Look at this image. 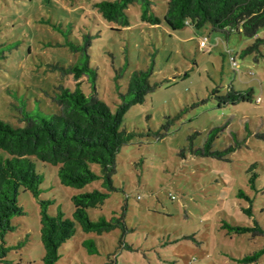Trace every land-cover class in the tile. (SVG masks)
Segmentation results:
<instances>
[{"label":"rangeland","instance_id":"1","mask_svg":"<svg viewBox=\"0 0 264 264\" xmlns=\"http://www.w3.org/2000/svg\"><path fill=\"white\" fill-rule=\"evenodd\" d=\"M96 1L0 0V117L13 125H23L17 110L22 103L46 113L55 109L46 92L75 83L57 66L76 62L79 54L67 42L80 43L84 33L92 35L89 62L98 73L97 92L112 108L131 73L152 63L149 80L156 88L122 121L135 136L116 156L115 190L88 209L92 219L124 209L128 229L121 236L118 229L98 235L77 228L57 264H264V253L254 262L240 261L264 249V235L221 227L223 221L251 226L256 220L264 229V45L255 57L242 54L254 37L225 36L209 24L172 30L163 21L167 0H152L160 24L142 21L136 3L127 9L129 26L117 27L92 8ZM256 36L264 37V27ZM230 88L251 89L252 96L220 103L218 96ZM82 89L89 91L87 84ZM212 130L210 151L223 152L221 158L197 153ZM35 167L45 177L39 197L52 201V214L60 205L70 217L73 194L100 188V181L64 186L56 166L36 159ZM19 201L26 214L14 219L18 227L6 239L28 240L6 257L11 264H42L38 202L28 191ZM248 206L251 217L242 211ZM88 238L97 253L82 245Z\"/></svg>","mask_w":264,"mask_h":264},{"label":"trees","instance_id":"2","mask_svg":"<svg viewBox=\"0 0 264 264\" xmlns=\"http://www.w3.org/2000/svg\"><path fill=\"white\" fill-rule=\"evenodd\" d=\"M140 5L142 21L151 25L160 24L162 19L155 14L152 0H101L92 3L101 17L117 27L129 26L127 9L130 5ZM163 21L172 29H182L186 25L195 28L209 24L214 32L229 36L240 33L254 37V41L242 50V54H260L264 37H257L264 27V0H167ZM78 44L68 41L67 45L77 52L76 62L57 66L60 76L70 75L74 84L58 83L46 94L55 109L46 113L40 109H27L25 103L17 106L18 121L23 125H13L0 117V262L11 264L7 254L21 248L27 238L16 243L7 242V234L16 231L15 218L26 214L19 201L21 191H28L39 205V239L44 253L42 264H57L61 257V246L74 236L77 228L85 233L102 234L118 229L121 236L127 231L124 209L119 214L107 218L99 215L92 219L88 209L102 205L109 193L115 190L113 176L116 172V156L121 147L135 136L134 132L123 129L122 121L131 106L141 104L156 84L150 83L152 63L145 69L134 70L127 80L124 92L118 91V102L112 108L97 92V70L90 65L89 48L92 35L83 34ZM1 55V52H0ZM87 84L85 92L82 85ZM252 90L235 91L230 88L225 95L218 96L220 103L235 104L250 100ZM169 123L162 125L165 129ZM214 131L209 132L203 150L197 153L221 158L223 152L210 151ZM229 150V149H228ZM227 150V151H228ZM56 166V175L61 185L83 188L100 181V188L80 192L71 196L73 212L65 216L61 206L49 213L52 201L39 197L40 184L44 174L36 170L35 160ZM253 174L249 185L254 188ZM240 195H244L241 191ZM242 211L252 216L251 206ZM251 226L232 225L223 221L221 227L230 233L264 235V229L256 220ZM82 245L90 254L97 253L93 239L83 240ZM264 253V249L240 259L251 263Z\"/></svg>","mask_w":264,"mask_h":264},{"label":"built area","instance_id":"3","mask_svg":"<svg viewBox=\"0 0 264 264\" xmlns=\"http://www.w3.org/2000/svg\"><path fill=\"white\" fill-rule=\"evenodd\" d=\"M199 46H200V47H204V46H205L204 41H200ZM230 61H231V63H232L233 66L236 65V62H235V59H234L233 56H230Z\"/></svg>","mask_w":264,"mask_h":264}]
</instances>
